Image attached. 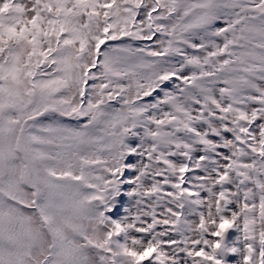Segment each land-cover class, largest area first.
<instances>
[{
	"label": "snow or ice",
	"instance_id": "obj_1",
	"mask_svg": "<svg viewBox=\"0 0 264 264\" xmlns=\"http://www.w3.org/2000/svg\"><path fill=\"white\" fill-rule=\"evenodd\" d=\"M0 264H264V0H0Z\"/></svg>",
	"mask_w": 264,
	"mask_h": 264
}]
</instances>
